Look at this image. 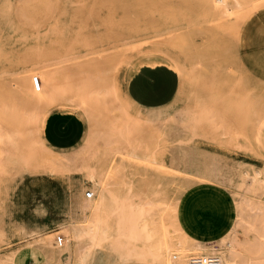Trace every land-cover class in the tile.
<instances>
[{"label": "rangeland", "instance_id": "374dc122", "mask_svg": "<svg viewBox=\"0 0 264 264\" xmlns=\"http://www.w3.org/2000/svg\"><path fill=\"white\" fill-rule=\"evenodd\" d=\"M229 2L224 15L209 0H0V81L50 66L61 91L84 90L95 118L90 129L78 112L87 137L65 151L74 160L63 166L33 168L25 146H10L0 129L8 155L0 171V264H13L8 255L35 243L21 234L22 222L41 230V245L52 240L45 244L50 264H77L57 251V237L68 240L60 224L85 219L90 174L101 182L112 164L136 186L151 188L149 196H161L156 203L167 213L175 203L189 216L200 205L219 209L232 220L229 239L240 241L238 264H264V0ZM148 57L160 62V72ZM154 75L172 89L148 104L132 87L141 90ZM152 104L161 105L136 117L141 105ZM205 155L217 158L230 183L202 173ZM88 250L86 264H150L106 258L100 245Z\"/></svg>", "mask_w": 264, "mask_h": 264}, {"label": "bare ground", "instance_id": "6f19581e", "mask_svg": "<svg viewBox=\"0 0 264 264\" xmlns=\"http://www.w3.org/2000/svg\"><path fill=\"white\" fill-rule=\"evenodd\" d=\"M209 2L215 11L224 15L232 10L229 0H209ZM256 2L253 4L254 8L263 3L255 4ZM233 5L240 6L241 4L239 0H234ZM250 10H247L246 16ZM245 18L243 17V20ZM148 62L150 64L160 63L152 57H148ZM35 78L38 79V88L34 81ZM58 82L59 78L50 66H44L32 76L29 73H22L14 76L7 83L0 81L1 135L10 146L16 145L20 149L23 145L25 146L26 149H22L23 154H27L30 158V165L33 168L69 165L74 160V157L65 153L70 148L58 149L64 152L55 154L52 150L56 148L48 143L42 133V121L51 109L56 106H70L87 119L90 129L95 122L93 108L85 97L84 90L63 92L59 89ZM115 84L118 85L117 80ZM93 92L99 95L98 90L94 89ZM109 92L108 88L104 90L105 94ZM108 99L110 100L111 97L106 100L109 101ZM114 104V107L109 108L118 120L115 114L117 105ZM145 109L148 111L147 114H152L156 110L155 107L141 105L136 115L138 119H144L142 113L146 112ZM145 120H148V117ZM128 127L129 123L124 121L120 123L121 131L127 132ZM86 137V135L83 137L84 141ZM42 147L48 150H42ZM205 156L206 166L202 173L216 181L230 183L229 174L222 171L217 158L214 155ZM5 157L8 155L0 149V171L5 169V165L2 164ZM106 174V178L101 182L95 179L94 171L90 174L93 180V190L89 192L93 195L87 198V191L86 198L83 200V207L88 210L85 219L79 221L71 218L60 224L68 234L67 243L59 244L60 247L57 249L60 255L63 256L66 253L68 258L74 256L77 264H86L88 255L92 253L88 249L100 245L106 250L104 251L105 257L114 256L115 260L120 257L123 260L143 259L150 264H188L190 256L219 254L217 248L219 244L224 249L223 255L219 254L223 264H238L240 241L230 240L229 232L212 240L192 236L181 225L180 206L176 203L170 213H167L169 211L164 206L156 203L161 196H149L151 188L136 186L120 166L110 165ZM19 228L24 237L35 238V243L31 241L26 251L13 256L8 255L6 259H12L13 264H24L25 257L30 255L34 260L33 264H50L45 244L52 245V240L45 238L43 240L45 244L41 245L40 239H36L42 235L39 228H32L26 222H22ZM261 255H264V250ZM108 262L109 260L106 261L107 264Z\"/></svg>", "mask_w": 264, "mask_h": 264}, {"label": "crops", "instance_id": "0c3cea01", "mask_svg": "<svg viewBox=\"0 0 264 264\" xmlns=\"http://www.w3.org/2000/svg\"><path fill=\"white\" fill-rule=\"evenodd\" d=\"M153 69L160 72V65L158 63L153 64ZM155 80L145 81L142 83V89L140 86L134 85L136 96L145 100L148 104L151 102L165 100L171 92V82L162 79L160 75H154ZM161 78V79H160ZM161 104L144 105L148 107H156ZM62 107L70 108L72 110H65ZM70 106H56L51 109L44 117L41 125L42 133L49 144L56 149H66L77 145L84 137L87 124L84 118L78 113V111ZM179 219L181 225L192 236L203 240H212L220 237L224 233L228 232L232 220L223 217L219 209H207L206 206L200 205L196 215L189 216L179 208ZM26 264V259L24 260ZM124 264H146L141 261H129Z\"/></svg>", "mask_w": 264, "mask_h": 264}, {"label": "built area", "instance_id": "2783aa9c", "mask_svg": "<svg viewBox=\"0 0 264 264\" xmlns=\"http://www.w3.org/2000/svg\"><path fill=\"white\" fill-rule=\"evenodd\" d=\"M37 88L38 86V79H34ZM93 195L92 192H87V198H91ZM57 243L62 244L64 242V237L59 235L57 237ZM188 264H223L222 257L219 254H202L198 256H190L188 260Z\"/></svg>", "mask_w": 264, "mask_h": 264}]
</instances>
